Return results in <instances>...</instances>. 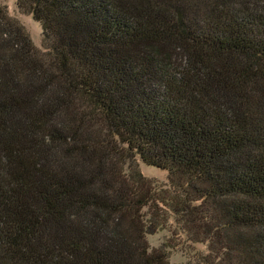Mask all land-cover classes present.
<instances>
[{
	"label": "trees",
	"instance_id": "trees-1",
	"mask_svg": "<svg viewBox=\"0 0 264 264\" xmlns=\"http://www.w3.org/2000/svg\"><path fill=\"white\" fill-rule=\"evenodd\" d=\"M18 6L47 51L0 6V264H170L169 216L187 264H264V0Z\"/></svg>",
	"mask_w": 264,
	"mask_h": 264
},
{
	"label": "rangeland",
	"instance_id": "rangeland-1",
	"mask_svg": "<svg viewBox=\"0 0 264 264\" xmlns=\"http://www.w3.org/2000/svg\"><path fill=\"white\" fill-rule=\"evenodd\" d=\"M18 2L19 0H0V6L5 10L10 19L16 21L24 28L33 46L38 51H47V43L41 24L36 22L31 15L23 12L18 6ZM133 162L142 174L155 185L161 187H166L168 185V174L166 172L148 167L138 158L134 159ZM147 240L152 248L161 247L162 245L172 246V248H168L170 252V264H187L189 261L187 251L189 249H192L193 252L205 250L204 245L189 242L186 234L180 229L171 216H169V219L167 218L164 228H161L155 234L149 235Z\"/></svg>",
	"mask_w": 264,
	"mask_h": 264
}]
</instances>
